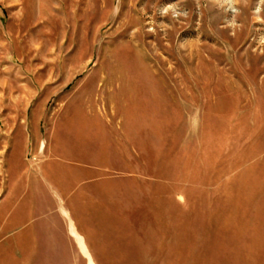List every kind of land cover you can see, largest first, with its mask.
Instances as JSON below:
<instances>
[{
	"label": "crops",
	"instance_id": "1",
	"mask_svg": "<svg viewBox=\"0 0 264 264\" xmlns=\"http://www.w3.org/2000/svg\"><path fill=\"white\" fill-rule=\"evenodd\" d=\"M209 97L191 181L155 156L150 114L118 132L100 111L49 128L33 164L5 176L0 264H264V97Z\"/></svg>",
	"mask_w": 264,
	"mask_h": 264
},
{
	"label": "rangeland",
	"instance_id": "2",
	"mask_svg": "<svg viewBox=\"0 0 264 264\" xmlns=\"http://www.w3.org/2000/svg\"><path fill=\"white\" fill-rule=\"evenodd\" d=\"M231 89L264 97V0H0V194L83 111L116 132L150 114L155 156L189 178L196 106Z\"/></svg>",
	"mask_w": 264,
	"mask_h": 264
}]
</instances>
